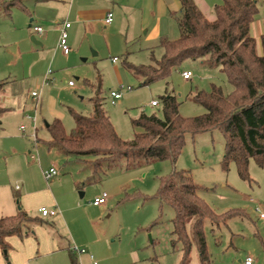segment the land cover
I'll return each instance as SVG.
<instances>
[{
    "label": "rangeland",
    "instance_id": "1",
    "mask_svg": "<svg viewBox=\"0 0 264 264\" xmlns=\"http://www.w3.org/2000/svg\"><path fill=\"white\" fill-rule=\"evenodd\" d=\"M204 1L209 8H213L221 0ZM258 2L260 11L256 19H262L264 18V0H258ZM3 20L0 16V71L4 72L2 76L6 78L5 80L16 79L17 85L22 86V90L18 91L19 97L4 95L1 99V102L10 105L13 108L12 113H15L9 118L12 127L20 122L21 108L25 101L28 104L26 112L29 115L37 114L36 127L39 125L37 137L48 140V132L43 122V128H40L39 105L35 109L29 94L27 96L25 93L28 89H38L40 97L42 95L44 97L42 114L45 120H51L49 110L54 109L62 114L59 119L68 132L74 125L68 108L79 114L89 115L92 111L90 98L93 96L90 85L97 86L99 83L104 97L103 107L122 139L132 138L131 120L141 111L161 115L160 102L157 106H151L150 101L159 99L158 96L163 94L164 81L157 80L140 86L138 79L123 66L125 56L122 52L103 46L102 50L95 55L91 51L86 56L74 55L69 60L58 57L50 67L43 64L46 68L40 77L37 76L39 65L35 67L33 65L43 56L29 51L31 47L39 49V46L31 41L28 33L23 39L19 37V27L29 29L28 20L19 22L15 19H7L9 25L17 26L13 34L2 31ZM172 22L173 36L170 35L169 38L174 39L178 37L179 32L175 21L172 20ZM117 37L121 38V35ZM132 45L134 51L128 57V62L133 64L150 62L148 52L138 50V43ZM161 50L157 46L155 53L158 54ZM19 54L23 56L18 57ZM113 56H117L118 60L112 61ZM49 60L50 58L47 59ZM181 66L192 72L189 80L181 77ZM181 66L173 72L170 86L181 101L179 110L182 115L192 116L204 111L202 106L186 99L189 92L200 89L209 90L211 82L221 85L227 92L232 89L224 73L217 67L210 68L200 61L192 60L184 61ZM44 76L48 82L43 86L41 80ZM69 81H73L74 88L69 87ZM128 85L131 87H127ZM111 90L121 92V97L115 103H111L109 98ZM6 96H9V101H5ZM23 121L26 124L27 120ZM31 128L32 123L27 124V132H31ZM29 142V149H31L34 141L29 138ZM223 148L224 139L218 130L193 136L186 134L184 146L175 163L167 160L156 161L143 168L138 166L128 170H122L118 165H111L106 168V175L98 182L86 181L84 185L82 181L86 180L87 175L90 174L88 166L80 163L65 165L61 154L55 152L46 154V151L41 148L37 154L40 164L52 161L61 168L64 173L60 177L66 180L71 175L76 179L79 178L78 184L82 185L81 190L107 192L108 205L103 215L94 219L92 218L94 213L87 212L84 226L89 233L88 236L94 239L101 246L102 252L108 255H114L117 252L127 254L126 260L129 264H179L181 251L172 249L170 244L172 238L170 218L173 216V211L169 206H164L160 213L158 200L152 195L158 187L159 177L174 169H184L189 170L194 181L202 186L199 194L215 212L241 209L247 213V217L244 215L241 218H234L228 222V227L213 231L208 221L205 222L204 233L211 264H242L246 256L253 257L255 264H263L264 248L261 241L264 242V219L259 218L255 209L260 207L264 211V157L261 164L254 159L249 160L250 180L247 181L238 175L234 163H230L227 170L222 169L220 160ZM76 193L79 201H88V195L80 197L79 190H76ZM155 219H158V223L148 230ZM191 224L192 220H189L188 232H190ZM3 263L7 264L4 256ZM60 263V256L52 257L44 254L34 257L28 264ZM185 264H199L194 243Z\"/></svg>",
    "mask_w": 264,
    "mask_h": 264
},
{
    "label": "trees",
    "instance_id": "2",
    "mask_svg": "<svg viewBox=\"0 0 264 264\" xmlns=\"http://www.w3.org/2000/svg\"><path fill=\"white\" fill-rule=\"evenodd\" d=\"M180 9L170 12L178 37H160L157 46L162 50L147 64H133L124 59L123 66L138 79L140 86L157 80L165 82L158 96L161 115L140 114L131 120L133 135L122 139L116 132L108 112L103 107L100 83L90 98L92 111L82 115L68 108L74 125L67 132L59 118H53L47 129L49 149L71 158L89 168L86 181L98 182L106 168L118 165L122 170L147 166L156 161L175 163L185 143L186 134L195 135L218 130L224 139L220 160L222 169L234 163L238 175L249 181L248 163L259 164L264 157V20L260 35V52L251 34V24L260 11L258 0H221L213 7L214 17L208 19L194 0H179ZM16 0H0L1 11L9 15ZM200 61L207 67H217L224 73L232 89L210 83L209 90L189 92L186 99L202 106L204 111L185 116L180 113L181 101L170 86V78L184 61ZM6 81L0 82V92ZM1 112V111H0ZM189 170H172L159 177L152 197L158 200L160 213L164 206L173 211L170 218L172 249L181 251L179 264H185L195 244L199 264H211L204 233L205 222L211 230L228 227V222L247 213L241 209L215 212L199 194ZM245 213V214H244ZM192 220L190 232L187 223ZM37 216L19 207L15 214L0 217V248L9 249L7 237L24 238L39 224ZM158 223L155 219L150 228ZM264 248V242L261 241ZM178 246V247H177ZM71 264H75L71 260Z\"/></svg>",
    "mask_w": 264,
    "mask_h": 264
},
{
    "label": "crops",
    "instance_id": "3",
    "mask_svg": "<svg viewBox=\"0 0 264 264\" xmlns=\"http://www.w3.org/2000/svg\"><path fill=\"white\" fill-rule=\"evenodd\" d=\"M16 1V5L11 7L9 15L4 14L0 9V16L4 19L2 31L13 34L17 30V26L9 25L7 19H15L19 22L28 20L29 29L25 30L19 27V37L23 39L28 33L30 37L33 35L38 41L34 44L39 46V49L31 47L29 51L43 56L38 58V62L33 65L34 67L39 65L38 72H36L40 77H42L45 68L52 66L58 57L69 60L74 55L86 56L91 51L95 55L102 50L103 46L122 52L127 60L134 51L132 44L138 43V50L148 52L149 58L151 54L158 58L162 52L155 53L158 39L173 36L172 20L174 19L170 12H177L180 9L179 0ZM194 1L208 19L214 17L213 8H209L204 0ZM109 12L112 13V20L106 23L105 19ZM256 18L251 24V34L256 40L257 50L260 52V35L263 32L264 18ZM63 20L70 22L67 40L71 50L68 54H64L57 46L58 24ZM35 25L41 26L42 31H34ZM118 35H121V38H118ZM19 56L22 57L23 54H19ZM48 58H50L49 61H47ZM41 62L42 64H40ZM44 63L46 67L43 66ZM184 70L188 69L181 66V72ZM2 75L4 72L0 71V82L6 81L0 92V217L13 215L21 207L29 214L37 216L40 222L34 227L33 233L24 238L16 235L7 237L10 247L6 251L0 248V264H4L3 256L7 260V264H28L34 257L44 254L52 257L60 256V264H71V260H74L75 264H88L90 254L98 264H129L126 260L127 254L117 252L114 255H108L102 252L101 246L88 236L89 233L84 226L86 213L92 212L94 213L92 218H100L107 208L108 200L106 199L102 205H93L92 200L101 193L92 189L81 190L86 180L82 181V185L79 186V178L76 179L71 175L66 180L60 177L64 171L54 162L40 164L37 154L40 148L46 151V154L50 152L59 154L57 151L49 149L45 140L37 137V145L34 144L29 149L30 137L28 134L21 133L19 129V126L24 124V119L27 120L26 127L31 123L26 118L28 114L26 112L27 102L24 101V105H22L20 122L15 127L11 126L9 118L15 113H12L13 108L5 102H1V99L4 95L19 97L18 91L22 90V86L17 85L16 79L5 80L6 78H3ZM131 77L135 80L133 76ZM69 87L74 88L75 84L69 85ZM90 87L94 94L96 85H90ZM31 90L33 89H28L25 92L27 96ZM29 98L31 99V97ZM109 98L111 97L109 96ZM9 99V96L5 97V101H9ZM157 100L159 101V99ZM43 105L44 97L42 95L39 100V124L40 128H43V122L48 132V124L53 118H61L62 114L50 109L51 120L46 121L42 114ZM35 116L38 121L37 114ZM38 128L39 125L36 127V135ZM63 159L65 165L79 163L66 156H63ZM51 165H55L60 174L46 181L43 179L42 171ZM76 190L83 193L81 196L79 195L80 197L88 195V201H79ZM41 207L56 209L57 213L54 216L42 215L39 211ZM74 245L85 251L83 253L74 252L72 249Z\"/></svg>",
    "mask_w": 264,
    "mask_h": 264
},
{
    "label": "built area",
    "instance_id": "4",
    "mask_svg": "<svg viewBox=\"0 0 264 264\" xmlns=\"http://www.w3.org/2000/svg\"><path fill=\"white\" fill-rule=\"evenodd\" d=\"M112 20V13H108L107 17L105 19L106 23H109ZM70 27V22L63 20L60 24H58V28H59V37H58V42H57V46L60 48V50L64 53V54H68L71 50L69 44H68V28ZM34 31L36 32H40L42 31V27L39 25H35L33 27ZM117 57H113L112 61H116ZM181 76L184 80H189L192 76V72L190 70H184L181 73ZM47 79L46 77L44 78L42 85L47 84ZM68 85L73 86L74 83L73 81H69ZM30 97L32 100V103L34 104V108L36 109V107L39 105V100H40V94L38 89L36 90H31L30 91ZM109 95L111 97V103H115L116 100H118L121 97V92L117 91V90H111L109 92ZM150 105L155 106V105H159V101L157 99H153L150 101ZM26 118L28 120L31 121L32 123V128H31V132H27L26 130V125L25 124H21L19 126V129L21 131V133L24 134H28L30 138L33 139L34 144L37 145V135H36V116L33 115H26ZM60 174L59 169L55 166V165H51L50 167H48L47 169L42 171V175L43 178L46 181L51 180L52 178L58 176ZM107 192L103 191L101 192V194L97 197H95L92 200V204L93 205H102L103 203H105L106 198H107ZM40 213L42 215H51L54 216L57 213L56 209H48L46 207H41L39 209ZM256 212H258V216L260 219H264V211L260 208V207H256L255 209ZM72 249L74 250V252L76 253H83L85 250L84 249H80L79 247H77L76 245H74L72 247ZM90 258V262L88 264H98L97 260L90 254L89 255ZM242 264H255V259L251 256H246L242 262ZM264 264V263H263Z\"/></svg>",
    "mask_w": 264,
    "mask_h": 264
},
{
    "label": "water",
    "instance_id": "5",
    "mask_svg": "<svg viewBox=\"0 0 264 264\" xmlns=\"http://www.w3.org/2000/svg\"><path fill=\"white\" fill-rule=\"evenodd\" d=\"M30 39H31V41H32L33 43H38V41L35 40V37H34L33 35L30 37ZM82 194H83L82 192L79 193L80 196H81Z\"/></svg>",
    "mask_w": 264,
    "mask_h": 264
}]
</instances>
